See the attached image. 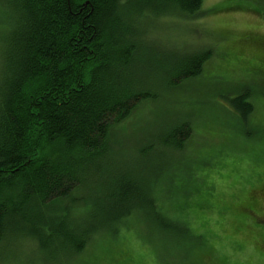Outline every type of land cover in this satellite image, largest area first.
<instances>
[{
	"label": "trees",
	"instance_id": "16d2710c",
	"mask_svg": "<svg viewBox=\"0 0 264 264\" xmlns=\"http://www.w3.org/2000/svg\"><path fill=\"white\" fill-rule=\"evenodd\" d=\"M203 2L0 0V50L4 60L0 82L1 264L8 249L6 243L12 238L32 243L37 254L50 264H141L138 252L131 251L135 239L131 228L111 241L95 236L100 229H95V222L78 220L81 213L71 222L64 216L81 202L63 207L58 203L78 187V169L65 158L73 151L79 152V157L101 160L111 126L124 122L142 103L160 98L150 83L166 85L165 91L171 93L186 81L202 78L209 66H215L211 62L216 51L225 53L234 47L235 64L229 70L234 72L230 74L232 80L234 76L243 77V69L246 73L254 71L264 84V37H240L228 51L222 49L226 47L224 37L219 45L214 44L213 51L183 49L190 53L173 58L160 57L145 43L148 20L155 21L158 16L191 20L200 14ZM262 2L227 0L207 14L255 11L264 17V6L259 5ZM245 41L256 44L246 48ZM205 89H209L206 82ZM258 89L246 86L235 94L227 92L226 97L217 95L228 114L241 124V135L245 131L242 125L252 122L255 126L252 136L261 147L257 149L259 155L254 151L252 165L246 166L242 156H235L239 160L219 159L204 166L203 157L211 155L208 150L215 145L205 141L206 146L196 138L198 134L204 139V135L210 136L206 125L202 131L199 124L194 125L197 121H192L193 116L200 117L196 114L203 107H183L190 119L179 120L157 140L162 147L186 153V163L175 166L178 170L169 183L160 180L164 163L154 164L144 175L131 171L122 175L110 207L96 222L117 220L135 206L164 230L176 228L178 219L177 223L189 225L191 233L186 231L194 240L203 241V247L212 240L205 250L198 248V262L210 259L212 246L242 235L245 240L236 242L239 248L252 241L264 264V213L258 197L264 196V128L261 113L257 114L260 99H254ZM228 142L234 147V141ZM44 143L48 147L58 143V154L43 156L40 148ZM149 146L150 150L155 147ZM204 167L211 169L204 172ZM102 169L97 168L96 174ZM155 177L157 186L151 188L156 184ZM54 206L61 209L58 217H47ZM216 263L227 264L224 258ZM16 264L32 263L21 259Z\"/></svg>",
	"mask_w": 264,
	"mask_h": 264
},
{
	"label": "rangeland",
	"instance_id": "374dc122",
	"mask_svg": "<svg viewBox=\"0 0 264 264\" xmlns=\"http://www.w3.org/2000/svg\"><path fill=\"white\" fill-rule=\"evenodd\" d=\"M225 1L227 0H204L200 14L191 20L178 17L159 18L157 15L158 18L154 19L155 21L148 20L146 22V25L149 24L150 27L147 29V36H144L143 39L145 43L154 47L155 53L160 57L173 58L190 53L183 49L196 52L210 48L213 51L214 44L219 45V42H222L220 38L224 37H226V47L222 48L224 51H228V47L234 46V42L240 37L249 40L264 37V17L255 11H225L220 14H207V10L217 4H223ZM259 5L264 6V2ZM0 26L3 27L1 24ZM255 44L252 41H245L244 46L254 48ZM215 48L218 47L215 46ZM234 55V47L225 53L216 51V57L211 62L215 63V66H209L204 77L186 81L183 86L172 90L171 93L165 91L166 85L162 87L160 84L156 86L155 83H150L158 91L157 93L161 94L160 98L150 104L142 103L133 109L124 122L111 126L107 137L106 153L101 160L93 161L89 156L88 158L79 157V152L73 153L72 151L65 161L73 169H78L76 178L78 187H75L66 200L58 203L63 207L72 205V202L76 205L75 202L79 200L81 202L75 206L76 209L73 208L70 210L71 212L64 214L67 220L71 222L76 219L75 214L81 213L82 216L78 220H85L87 224L95 222L93 223L95 229H100L95 236L111 241L119 239L131 228L135 238H132L131 241V251L138 252V262L141 264H217L216 260L221 258H224L227 264H262L263 260L254 250L252 241L248 240L245 245L239 248L236 242L241 241L240 238L245 240V236L242 235L240 238L235 237V240L233 237L212 246L214 251L209 250L211 251L210 259L203 261L201 258V262H198L199 249L204 248L203 250H205L211 246L212 240L210 244L203 247L200 245L203 241L194 240L186 231L187 228L191 233L189 225L186 226L184 222L177 223L178 219L175 222L176 228L164 230L154 218L146 217L144 212L134 208L135 206L123 212L117 220L108 219L97 223L102 220L103 211L110 207L111 196L122 175L131 174V172L144 175L154 164L164 163L165 171L160 180L166 179L169 183L178 170L175 166L186 163V153H178L171 148L162 147L157 140L162 133H166L172 126L177 125L179 120L190 119L183 107L187 110L198 109V105L203 107V111L196 114L200 117L193 116L192 121L195 119L193 122H197L194 125L199 124L202 131L206 125V133L212 137L204 135V139L198 134L196 138L206 146L208 145L205 141L210 142L209 146L215 145L211 151L207 147L211 155L203 157L204 166L211 165L219 159L226 160L228 158L229 162L232 159L239 160L234 158L235 156H242L245 160L242 163L246 166L253 164L254 151L261 147L252 136L255 126L252 122L250 123L252 125L248 123L245 126L242 125L245 131L244 135H241L238 127L241 124L237 123L236 117L228 114L223 100L217 95L226 97L227 92L235 94L246 86L253 89L258 87L259 93L254 95V99H260L257 114L261 113L262 117L259 118L262 119L261 127L264 128V84L254 71L249 70L246 73L243 69V77L234 76V80H232L230 74H234V72L229 70L232 68V64H235ZM144 59L146 60V58ZM3 70L4 60L0 50V82ZM205 82L209 89H205ZM261 89L263 93H260ZM198 132L196 131V133ZM230 140L234 141V147L229 144ZM151 144L155 145L153 150H150L149 145ZM40 151L43 156L54 157V154H58L59 144L56 143L48 147L47 143H44ZM141 151L143 153L139 155ZM256 153L259 155L260 152L257 150ZM101 167L103 169L98 170L100 174L97 175L96 169H101ZM210 169L211 167H204L202 171L207 172ZM153 181L156 183L158 177H155ZM156 186L157 183L152 184L151 188ZM166 186L170 189L168 184ZM258 197L262 201L261 208L264 213V196ZM213 199L216 200V196ZM60 210L54 206L47 211L46 216L58 217ZM6 245L8 249L4 252L2 264H16L21 259H29L32 264H50L37 254L32 243L18 242L17 239L12 238ZM216 247L217 251H215ZM101 264H107V262Z\"/></svg>",
	"mask_w": 264,
	"mask_h": 264
}]
</instances>
